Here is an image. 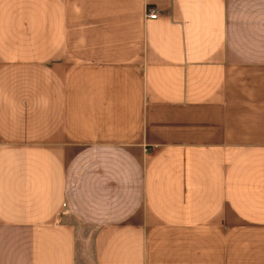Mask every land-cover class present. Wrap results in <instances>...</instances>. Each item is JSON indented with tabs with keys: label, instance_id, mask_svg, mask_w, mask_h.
Returning a JSON list of instances; mask_svg holds the SVG:
<instances>
[{
	"label": "crops",
	"instance_id": "1",
	"mask_svg": "<svg viewBox=\"0 0 264 264\" xmlns=\"http://www.w3.org/2000/svg\"><path fill=\"white\" fill-rule=\"evenodd\" d=\"M0 264H264V0H0Z\"/></svg>",
	"mask_w": 264,
	"mask_h": 264
},
{
	"label": "built area",
	"instance_id": "2",
	"mask_svg": "<svg viewBox=\"0 0 264 264\" xmlns=\"http://www.w3.org/2000/svg\"><path fill=\"white\" fill-rule=\"evenodd\" d=\"M159 14L160 13H159L157 8H150V9H148V12H147V18L157 19Z\"/></svg>",
	"mask_w": 264,
	"mask_h": 264
}]
</instances>
